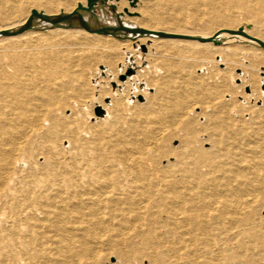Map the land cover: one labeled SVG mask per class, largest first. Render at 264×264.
Segmentation results:
<instances>
[{"label":"bare ground","instance_id":"obj_1","mask_svg":"<svg viewBox=\"0 0 264 264\" xmlns=\"http://www.w3.org/2000/svg\"><path fill=\"white\" fill-rule=\"evenodd\" d=\"M136 2L0 0V264H264V0Z\"/></svg>","mask_w":264,"mask_h":264},{"label":"rangeland","instance_id":"obj_2","mask_svg":"<svg viewBox=\"0 0 264 264\" xmlns=\"http://www.w3.org/2000/svg\"><path fill=\"white\" fill-rule=\"evenodd\" d=\"M110 2H115V3H117V1L118 0H109ZM135 1V2H134ZM109 2V3H110ZM127 7L125 6L124 7V9H122V11L121 12H119V10H117L116 8V5L115 6H113L114 4H109V3H105L103 6H102V3H101V1L100 0H94L93 2H92V4L90 5L91 6V10L96 14V15H101L102 14V9H104V11H105V13H106V15L110 18V17H112V16H114L116 13H121L122 15H124L125 17H127V18H132V19H135L136 21H142V19L143 18H140V17H142L141 16V12L139 11V12H134L133 11V6L135 5V7H136V0H127ZM109 6V7H108ZM113 6V7H112ZM64 6L63 5H60L58 8H60V10L63 8ZM130 8V9H129ZM128 9L129 10H131V12H129L128 11ZM63 10V9H62ZM61 10V11H62ZM114 11V12H113ZM23 14L24 13H21L16 19H19L20 17H22L23 16ZM139 14V15H138ZM240 17V21H243L244 20V17L242 16V15H240L239 16ZM261 18V19H260ZM243 19V20H242ZM254 20H252V19H250L249 20V23L250 24H252V25H255V21L253 22ZM192 22V18H190V19H188V23L190 24ZM257 24V23H256ZM170 27L169 25H164V26H162V27ZM258 26L259 27H256V25L254 26L255 28H258V29H260V31H261V33H262V35L264 36V13L259 17V19H258ZM171 27H173V26H171ZM177 27V26H176ZM220 45V44H219ZM134 50V52L136 51L134 48L132 49V51ZM145 51H146V49H145ZM245 54V55H244ZM249 54L248 53H243V55L241 56V60H243L244 61V63L246 64V66H248V64H249V62H250V57L248 56ZM124 58H123V62H124V64H130L131 62H132V60H133V58H132V54H126V55H124L123 56ZM130 57H131V59H130ZM220 58H221V56L220 55H218V56H216V59H218V60H220ZM249 59V60H248ZM143 62V63H142ZM98 64V63H97ZM193 64H194V66H197L196 67V69H195V71H196V73L197 74H201V75H203V78L205 77V79H206V81L209 79V81L212 79V75H210L209 73H207V68L209 67V66H212V63L211 64H206L205 62H203V60H200V59H196V60H193ZM205 64V65H204ZM141 65V66H140ZM148 64H147V62L143 59V60H141V62L139 63V68H141V67H143V66H147ZM105 64L104 63H99L98 65H97V72H101L100 74H101V76L102 77H106V74L103 72V71H105L106 69H105ZM134 66H136V64L134 65ZM217 66L220 68V69H223L224 67H226L227 66V63L226 62H222V63H218L217 64ZM264 65H260V70H259V78H260V80H261V86H260V88H259V90L262 92V93H264V82H262L263 81V78H264V74L262 73V70H264L263 67ZM117 68L118 67H113V69L114 70H117ZM206 68V69H205ZM163 71H160V72H158L159 74H161ZM244 73H242V67H240V68H236L234 71H230L229 72V74L228 73H226L225 75H227L226 76V78L227 79H229V80H227L228 82H229V84H230V87H233L232 89L234 90V92L236 93L237 92V100L238 101H240L241 103H242V105H243V107H250V106H252L254 109H253V111L257 108V107H259V106H262L263 105V101H264V95L259 99V101H257L258 102V104L256 103V107L255 106H253L254 104H253V102H252V100H251V98L248 100V98H246V96H249L250 95V93H251V91H250V85H248V86H245L243 89L241 88V84H242V81L244 80V79H247V77H248V68H245V71H243ZM206 74V75H205ZM234 74H236V77H234ZM132 75H136V70H133V73H132ZM210 77H209V76ZM222 74L221 73H219L218 75H217V78H219L220 76H221ZM94 79H97V77H94ZM92 83H93V85H95L96 84V87H97V83L99 84V83H103V84H105V80H104V78H101V80H95V82H94V80H92ZM111 86H112V83H111ZM140 86V88H144V84H140L139 85ZM154 90L155 89H149V91L148 92H150V93H152V92H154ZM224 93V92H223ZM226 93V94H225ZM224 93V97H225V99H232L233 98V96H234V94L232 93V92H225ZM244 93L246 94V95H244ZM233 94V95H232ZM142 97V96H141ZM232 97V98H231ZM245 97V98H244ZM129 98H131V97H129ZM227 99V100H228ZM104 101V103L106 102V103H108L109 102V100H110V97L109 96H107V97H105L104 99H103ZM135 100V98L134 97H132L131 99H130V101H134ZM139 101L142 103V102H144L145 101V99L143 98V99H140L139 98ZM249 103H248V102ZM251 103V104H250ZM102 109L100 106H97V107H91V112H92V115H91V117H90V120L91 121H95V117L94 116H96V117H104L105 115H103L102 116V114H104V111H103V113L102 114H100L101 116H97L98 115V109ZM200 107H197V108H195L193 111H195V112H193V114H198V113H200L201 111H200ZM249 113L250 112H248V111H246L245 112V115H246V117H248V115H249ZM94 114V115H93ZM106 114V113H105ZM234 115H236L235 113H234ZM93 116V117H92ZM205 115H204V117L202 116L199 120H200V122L199 123H201V122H203V121H205ZM203 120V121H202ZM177 134H178V131L176 132ZM181 134V133H180ZM168 136H170V135H168ZM167 136V138L166 139H164L163 140V143H164V146H165V148L167 149L166 150V153L168 154V152L167 151H170V149L172 150V151H174V149L176 150V151H174L173 153H172V156H168V157H170L169 159L171 160V161H174L175 160V157H176V153H177V151H178V149H177V147L179 146V136H177V137H168ZM204 137V136H203ZM170 138V139H169ZM176 138V139H175ZM178 138V139H177ZM167 140V141H166ZM169 145H168V144ZM173 145H171V144ZM178 145V146H177ZM177 146V147H176ZM206 146H208V144H206ZM172 147L174 148V147H176V148H174V149H172ZM166 153H164V155H162V156H159V157H157L155 160H157L158 162H162L161 164L162 165H166L167 163H168V158H166L167 156H165V154ZM166 154V155H167ZM164 156V157H163ZM175 156V157H174ZM161 157H163V159L161 158ZM161 158V159H160ZM161 161H160V160ZM173 159V160H172ZM164 163V164H163ZM110 260H111V262H114V263H116V262H118V260H117V257L116 256H113V257H111L110 258ZM109 260V261H110ZM147 263V262H146Z\"/></svg>","mask_w":264,"mask_h":264},{"label":"water","instance_id":"obj_3","mask_svg":"<svg viewBox=\"0 0 264 264\" xmlns=\"http://www.w3.org/2000/svg\"><path fill=\"white\" fill-rule=\"evenodd\" d=\"M94 0H89V9L91 8V4H92V2H93ZM200 40H202V38H199ZM98 114H100V112H98Z\"/></svg>","mask_w":264,"mask_h":264}]
</instances>
